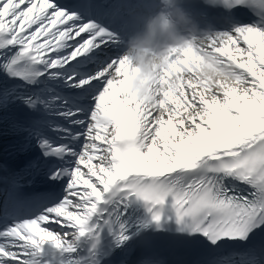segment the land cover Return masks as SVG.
<instances>
[{"label": "snow or ice", "instance_id": "6c2138e0", "mask_svg": "<svg viewBox=\"0 0 264 264\" xmlns=\"http://www.w3.org/2000/svg\"><path fill=\"white\" fill-rule=\"evenodd\" d=\"M206 5L221 15L187 3L201 31L140 97L122 51L144 13L0 0V107L28 114L35 148L0 202V264H127L137 247L136 264H163L158 235L198 243L204 264H264V0ZM205 53L226 78L198 74ZM37 178L48 190L22 195Z\"/></svg>", "mask_w": 264, "mask_h": 264}, {"label": "clouds", "instance_id": "9594fccd", "mask_svg": "<svg viewBox=\"0 0 264 264\" xmlns=\"http://www.w3.org/2000/svg\"><path fill=\"white\" fill-rule=\"evenodd\" d=\"M200 31L187 0H157V7L144 13L139 26L124 40L122 59L132 91L140 97L147 96L170 55L189 47ZM196 68L199 75L210 81L227 75L226 67L210 53L196 62Z\"/></svg>", "mask_w": 264, "mask_h": 264}, {"label": "bare ground", "instance_id": "6f19581e", "mask_svg": "<svg viewBox=\"0 0 264 264\" xmlns=\"http://www.w3.org/2000/svg\"><path fill=\"white\" fill-rule=\"evenodd\" d=\"M111 51H113V50H111Z\"/></svg>", "mask_w": 264, "mask_h": 264}]
</instances>
